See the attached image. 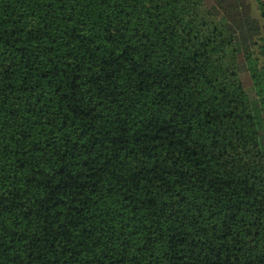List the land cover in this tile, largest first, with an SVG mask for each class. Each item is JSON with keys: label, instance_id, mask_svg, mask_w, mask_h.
I'll return each mask as SVG.
<instances>
[{"label": "trees", "instance_id": "1", "mask_svg": "<svg viewBox=\"0 0 264 264\" xmlns=\"http://www.w3.org/2000/svg\"><path fill=\"white\" fill-rule=\"evenodd\" d=\"M0 264H264V0H0Z\"/></svg>", "mask_w": 264, "mask_h": 264}]
</instances>
